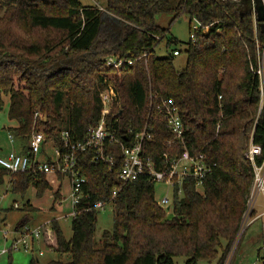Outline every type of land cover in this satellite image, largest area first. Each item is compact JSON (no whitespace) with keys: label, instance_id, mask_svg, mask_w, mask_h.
I'll return each mask as SVG.
<instances>
[{"label":"trees","instance_id":"1","mask_svg":"<svg viewBox=\"0 0 264 264\" xmlns=\"http://www.w3.org/2000/svg\"><path fill=\"white\" fill-rule=\"evenodd\" d=\"M100 8L76 0H0V112L7 97L8 120L16 123L11 131L26 142L21 154L29 156L27 143L37 132L61 151L63 132L71 144L84 143L101 118V97L110 87L115 100L107 119L116 120L112 130L123 146L146 133L151 140L143 156L155 170L179 158L182 146L157 110L161 101L172 100L186 149L191 156L204 155L211 170L201 193L191 180L184 182L182 198L174 191L167 215L155 201L149 177L119 181V146L106 147L110 166L94 164L91 151L79 153L77 168L87 197L71 220L70 240L56 221L41 227L46 248L69 262L47 264H175L177 257L185 264H226L253 181L245 155L250 147L258 148L256 165L264 159V59L262 82L257 75L264 24L256 22L251 0H103ZM162 14L171 15L170 25L185 19L189 30L192 22L198 30L194 41L189 34L182 52L173 49L157 58L154 48L168 33L157 24ZM166 41L168 48L178 45L174 38ZM174 51L186 57L181 70L174 67ZM109 58L123 61L122 68H106ZM48 177L10 175L0 168V186L8 178L14 194L33 188L38 197L49 190ZM111 200L112 229L97 243L94 206ZM25 207V212L35 211ZM27 223L24 218L14 231ZM238 249L239 244L228 264L238 263ZM258 263L264 264V250Z\"/></svg>","mask_w":264,"mask_h":264},{"label":"built area","instance_id":"2","mask_svg":"<svg viewBox=\"0 0 264 264\" xmlns=\"http://www.w3.org/2000/svg\"><path fill=\"white\" fill-rule=\"evenodd\" d=\"M76 1L80 3L87 1L93 2L92 0ZM222 1L236 2L238 0ZM91 7L102 10L96 2H93ZM197 30L198 26L196 24V27L193 28V32L190 34V39L192 41L195 40V32ZM173 56H179V53L174 51ZM123 64V61H116L111 58L105 61V67L113 70H120ZM257 75L262 82L263 60H261ZM261 92L263 93V87H261ZM114 100L115 94L113 90L108 87L101 97L103 105L101 118L98 124L89 130L87 139L84 143L71 144L69 134L67 132H63L60 135V143L63 150L61 151L58 146H54V142L50 140L53 145L55 159L39 161L37 158L40 154L41 147L46 142L42 133H33L27 143L29 156L11 153L5 159L0 158V168L5 170L10 175L31 174L34 176L44 175L64 177L68 183V200L70 210L66 218H70L71 220L76 217L78 213L77 208L81 205L82 200L87 197L83 192V186L85 185L86 180L77 168V155L79 153L91 151L93 153L92 162L94 164L102 163L110 166L113 161L111 157L105 153L106 147L110 145H117L120 147L122 165L118 179L122 184L134 182L140 176L146 175L154 184L163 183L168 187H173L178 198L183 193L184 182L186 180H191L194 182L196 192L201 193L204 181L206 180L208 174H210V164H208L207 158L204 155L200 154L197 156H191L189 151L186 149L184 144V127L175 103L172 100H163L157 106V110L162 114L166 127L174 135L175 142L182 146V153L181 156L176 160H173L168 167L155 170L154 165L149 160H145L143 156V146L146 142L151 140L150 135L140 133L132 136L129 146H123L116 137L114 131L112 130L116 120L112 123L107 119L110 106ZM9 140L13 143V138L11 136H9ZM30 154L32 155V158H30ZM259 155L260 150L258 148L251 147L245 155V160L252 166L253 169L252 186L242 219L243 224L245 217L247 218L245 227L250 226L254 221L259 219L261 216H264L263 212L261 216L251 217L255 211L258 196H262L264 198V159L259 166L255 163V158ZM47 160H50L51 163L47 164ZM115 196L116 191L112 193L111 199L113 200ZM112 200L108 204L102 202L96 203L94 210L99 212L104 210L106 207L112 208ZM168 204L169 201L166 197L157 203V205L163 210L167 207V210L165 211H169L171 207V205L168 206ZM14 209H18L16 204H14ZM88 210L86 211L88 212ZM261 226L264 234V222ZM15 234L17 237L12 240L8 252L21 249L25 253H33L34 246L42 242L41 228L30 230L24 226L17 230ZM3 238L6 241L5 234ZM5 253H7V251L4 250L2 254ZM38 256L41 257L42 254L38 253Z\"/></svg>","mask_w":264,"mask_h":264},{"label":"rangeland","instance_id":"3","mask_svg":"<svg viewBox=\"0 0 264 264\" xmlns=\"http://www.w3.org/2000/svg\"><path fill=\"white\" fill-rule=\"evenodd\" d=\"M96 2L99 7L102 6L103 0H92ZM93 2H81L85 6H92ZM171 15L162 14L157 16V24L163 28L168 29L166 39L158 44L154 48V53L157 58H166L168 53L173 49L183 51L185 44L189 40V34L193 32V28L196 27L195 22L191 24V30H189L188 21L181 19L178 22H174L170 25ZM174 38L178 45H171L167 47V39ZM264 56H262V60ZM186 62V57L183 53L174 58V67L176 70H181L184 68ZM15 88H22V84L15 83ZM3 109L0 112V158L5 159L9 154H21L24 149H26V142L20 140L11 129L16 128L15 122H10L7 117L8 110V98L3 97ZM9 136L13 138V143L10 142ZM39 161L46 159L54 160V151L51 141H47L42 145L40 154L37 158ZM49 181V190H45L38 197L35 194L33 188H29L24 195L14 194L9 191L8 178L5 179L3 185L0 186V264H29L31 259H38L40 264H47L51 261H60L62 263L69 262V258L66 255H57L51 249L46 248L43 244V241L40 244L34 246L33 253H25L21 249L16 251H11L8 253V250L11 246L12 240H14L17 235L15 234L16 225L23 220L24 218L28 219V223L25 227L30 230L36 228H41L42 226L47 225L51 221H56L61 233L66 241H69L71 238V219L66 218L69 210V200H68V183L66 180H57L49 176L47 178ZM58 191V198L61 200L57 203V196L55 195ZM174 188L168 187L163 183H156L154 185V198L157 203H159L163 198H167L169 201L168 206L172 205L174 197ZM56 196V198L54 197ZM183 193L178 197L182 198ZM14 204L17 205L18 209H14ZM29 204L31 207V212H25V205ZM257 206V207H256ZM255 208L257 211L264 210V198L258 196ZM34 208V209H33ZM164 210H167L165 207ZM171 212V207L169 209ZM165 211L167 215L171 213ZM257 212L254 211L253 216ZM246 217L241 224L240 230L237 235V242L232 248V252L229 253L227 257L228 264L234 254L235 248L239 244V249L237 250L236 258L239 261L242 259L245 254L248 255L247 259L243 264H256V251L257 248L253 251L254 243H251L253 237H258L261 233V223L256 222L250 226H246ZM244 228V229H243ZM112 229V210L111 207H106L104 210L99 211L97 214V222L95 227V241L98 243L100 241L101 235L104 231H111ZM243 229V232H242ZM4 234L6 241L4 240ZM237 244V245H236ZM7 253L2 254L3 251ZM264 250V244L261 243V249L258 251ZM246 251V252H244ZM38 253H41L42 256L39 257ZM244 255L241 257V255ZM236 260V261H237ZM186 259L183 257H177L174 259L175 264H185ZM199 264H208L206 262H200ZM215 264V263H212Z\"/></svg>","mask_w":264,"mask_h":264},{"label":"crops","instance_id":"4","mask_svg":"<svg viewBox=\"0 0 264 264\" xmlns=\"http://www.w3.org/2000/svg\"><path fill=\"white\" fill-rule=\"evenodd\" d=\"M257 207V206H256ZM255 212H257L258 214H256L255 215V217L256 216H261L262 214H263V212H264V210L262 209L260 212L259 211H257V208H255ZM256 222H260L261 223V225H262V223L264 222V216H261L259 219H257L256 221H254L253 223H256ZM252 223V224H253ZM251 224V225H252ZM262 226H261V233H259V236L258 237H253L252 238V240H251V243H250V245L252 244V243H254V246H253V251L252 252H254L255 253V249L257 248V251H256V264H259L258 263V254H259V248L261 249V243H262ZM244 252H246V251H244ZM244 255V253L241 255V257ZM247 257H248V255H246L245 254V256L242 258V259H240L239 261L237 260V258H236V260H237V262L238 263H236V264H243V262H245L246 261V259H247Z\"/></svg>","mask_w":264,"mask_h":264},{"label":"water","instance_id":"5","mask_svg":"<svg viewBox=\"0 0 264 264\" xmlns=\"http://www.w3.org/2000/svg\"><path fill=\"white\" fill-rule=\"evenodd\" d=\"M253 5V11L255 14V20L258 23L264 24V0H251Z\"/></svg>","mask_w":264,"mask_h":264}]
</instances>
